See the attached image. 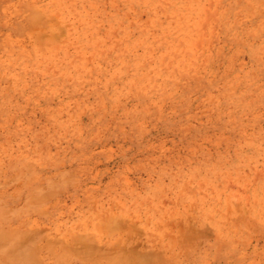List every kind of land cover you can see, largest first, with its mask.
<instances>
[{"label": "rangeland", "instance_id": "rangeland-1", "mask_svg": "<svg viewBox=\"0 0 264 264\" xmlns=\"http://www.w3.org/2000/svg\"><path fill=\"white\" fill-rule=\"evenodd\" d=\"M0 264H264V0H0Z\"/></svg>", "mask_w": 264, "mask_h": 264}]
</instances>
